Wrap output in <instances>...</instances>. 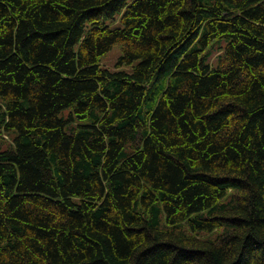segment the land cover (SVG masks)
I'll list each match as a JSON object with an SVG mask.
<instances>
[{"label": "trees", "instance_id": "trees-1", "mask_svg": "<svg viewBox=\"0 0 264 264\" xmlns=\"http://www.w3.org/2000/svg\"><path fill=\"white\" fill-rule=\"evenodd\" d=\"M0 264H264V0H0Z\"/></svg>", "mask_w": 264, "mask_h": 264}, {"label": "rangeland", "instance_id": "rangeland-1", "mask_svg": "<svg viewBox=\"0 0 264 264\" xmlns=\"http://www.w3.org/2000/svg\"><path fill=\"white\" fill-rule=\"evenodd\" d=\"M131 1V0H129ZM118 15H116V20H110V19H105V22H107L110 26H115L117 24H119L118 21ZM225 40H220V41H215V45L221 44L222 46L225 45ZM120 55V47L119 44H115L113 45V47H111L104 55L101 56V65L104 67H107L109 69L112 70H116V69H123V70H127L130 71L132 68V64H124L121 65L120 67L116 66L118 57ZM215 55V53H213L211 55V58H213ZM137 61H135L133 64H135ZM68 110L66 109L65 112H67Z\"/></svg>", "mask_w": 264, "mask_h": 264}]
</instances>
